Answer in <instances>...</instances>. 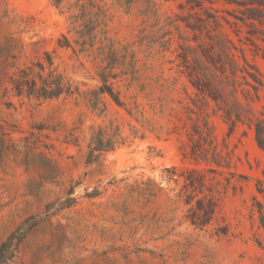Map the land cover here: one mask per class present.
Segmentation results:
<instances>
[{
    "label": "rangeland",
    "instance_id": "obj_1",
    "mask_svg": "<svg viewBox=\"0 0 264 264\" xmlns=\"http://www.w3.org/2000/svg\"><path fill=\"white\" fill-rule=\"evenodd\" d=\"M76 1L57 7L51 0H0V246L14 235L0 264H264L257 243L264 244V227L252 207L253 196L264 203V148L253 129L257 118L264 120V58L245 38L246 26L221 19L239 67L261 79L258 96L245 71L233 77L228 70V83L213 67L203 50L219 57L205 32L186 26L201 12L187 0H152L151 12L143 0H81L101 10L93 39L72 30L69 16L81 12ZM203 5L234 21L236 4ZM182 46L193 47L221 79L223 100L191 85L193 58L188 54L185 63ZM36 61L45 65L43 74L52 69L77 90L40 100L17 94L13 79ZM104 67L117 73L108 82L122 106L100 94L93 108L84 97L100 86ZM225 110L240 117L232 130ZM203 119L212 142L200 143L208 159L212 147L220 153V165L190 155L194 125ZM100 128L117 142L89 159ZM191 167L220 190L217 218L202 228L186 218L179 196ZM221 224L226 234L216 232Z\"/></svg>",
    "mask_w": 264,
    "mask_h": 264
},
{
    "label": "trees",
    "instance_id": "obj_2",
    "mask_svg": "<svg viewBox=\"0 0 264 264\" xmlns=\"http://www.w3.org/2000/svg\"><path fill=\"white\" fill-rule=\"evenodd\" d=\"M52 3L59 7L65 0H51ZM77 0L74 6H78L81 10L80 14H70L69 19L73 25L72 30L76 33H79L80 36L85 38V36L91 37V30L95 29L97 16L100 14V8L94 3L81 2ZM118 2L132 3L134 0H117ZM148 5V12H151L155 3L152 0H143ZM211 2V0H208ZM230 3L236 4L237 8H234L231 16L234 18V21H230L224 16H219L211 11V8L203 5V0H187L190 3L191 9L198 8L201 12L195 10L197 21L195 23L187 22L186 26L192 30L197 29L200 33L205 32V37L210 40L208 43L209 51L210 49L214 51L215 55L219 57V60H214V55L206 53L203 50L205 56L210 59L211 64L214 68H217L221 73L225 74V77L228 79L227 82H230V77L227 75L229 70L231 76L235 77L237 71H245L248 76L252 78V81L247 80L246 75H243L246 83L254 90L255 96H258V88L262 84L261 79L253 74L249 73L246 68H240L237 61L235 60V55L231 51V48H236L233 40L223 33L221 30L223 23L221 19L225 20L227 23H241L246 26V36L245 38L250 42V44L255 48V50L261 51V56L264 58V0H227ZM96 10L94 13H92ZM238 11V13L236 12ZM90 15L88 23H91V28L88 27V23H85V16ZM84 18V19H83ZM83 19V20H82ZM95 22V23H94ZM85 23V24H84ZM77 26L86 25L87 32L82 30H77ZM215 32V33H213ZM66 45L69 44V41L65 36ZM86 39H83L82 43H86ZM198 38V37H197ZM261 42V43H260ZM198 47L202 49L208 48L203 46L202 43H199ZM104 47H102L103 51ZM183 53L180 55L181 58L187 63V56L190 54L193 58V65L187 67V78L191 85L201 93L202 95L207 94L216 102L218 99L223 100L220 90L217 85L221 84V79L218 76L211 72L210 65L201 62L200 56L196 55L195 49L191 46H182ZM222 58H224L222 60ZM243 60L247 63L245 56L243 55ZM48 64H51V61L48 60ZM37 67V69H35ZM45 65L41 61H36L31 65L20 69L18 78L13 79L14 88L17 94L25 93L28 97H34L36 99H50L58 98L63 93L66 95L73 94L77 88H72V84L68 81H64V78L60 74H55L54 70H49L47 74H43ZM99 79L101 81L100 86L96 90L85 92L84 97H86L93 108L97 107L95 98L100 94H107L110 98L119 106L123 105V102L119 98V91L114 90V84L108 82L109 78H116L117 73H114L111 69L106 70L104 67L100 73H98ZM233 80V79H231ZM39 82V83H38ZM93 100V101H92ZM225 118L230 120L232 130L236 121L240 120L239 115H236L235 118H232L231 111L225 110ZM253 129L255 133V139L259 147L264 148V120L262 118H257L253 122ZM191 140L193 145L191 146L190 155L194 160L202 159L207 163H214L216 165L221 164L222 156L220 153L212 147V156L210 159L207 157L209 149L202 146L200 141L207 140V143L211 144L212 128L208 125L206 119L202 120V124L196 123L193 128V133L191 135ZM117 142L114 134H109L107 130L100 128L97 132L92 135L89 143L88 157L89 159H95L100 155L102 151L113 149L115 143ZM175 170V168H172ZM165 170H168L166 168ZM205 171L210 173H216V168L208 166ZM174 172V171H173ZM183 184L179 193V196L182 199L184 205L187 206L186 218L190 221L191 224L204 227L208 225L216 217L217 206H218V195L220 190L217 186L210 183H206V175L203 172V169H198L196 167L187 168L183 173ZM176 181V178L171 176L168 177V180ZM213 179V178H211ZM207 190V191H205ZM258 192H262V189H258ZM253 209L259 213V222L260 225L264 227V203L259 200L256 196H253ZM216 232L218 234H226L228 228L225 224L218 225ZM14 235L8 237L0 246V260L6 256V252L9 251L12 246ZM257 243L264 247V244H261V241Z\"/></svg>",
    "mask_w": 264,
    "mask_h": 264
}]
</instances>
